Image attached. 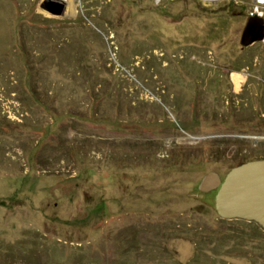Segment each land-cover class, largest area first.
Masks as SVG:
<instances>
[{
  "label": "rangeland",
  "instance_id": "1",
  "mask_svg": "<svg viewBox=\"0 0 264 264\" xmlns=\"http://www.w3.org/2000/svg\"><path fill=\"white\" fill-rule=\"evenodd\" d=\"M248 5L0 0V264H264L199 188L264 158Z\"/></svg>",
  "mask_w": 264,
  "mask_h": 264
},
{
  "label": "water",
  "instance_id": "2",
  "mask_svg": "<svg viewBox=\"0 0 264 264\" xmlns=\"http://www.w3.org/2000/svg\"><path fill=\"white\" fill-rule=\"evenodd\" d=\"M58 11H62L60 8ZM57 11V12H58ZM245 42L264 38L262 20H252L246 27ZM217 187L214 207L225 219L254 221L264 227V158L244 161L230 168L223 178L219 174L207 173L199 188L207 190Z\"/></svg>",
  "mask_w": 264,
  "mask_h": 264
},
{
  "label": "built area",
  "instance_id": "3",
  "mask_svg": "<svg viewBox=\"0 0 264 264\" xmlns=\"http://www.w3.org/2000/svg\"><path fill=\"white\" fill-rule=\"evenodd\" d=\"M249 2V14L250 16L258 17L260 18L264 23V0H241ZM264 40V38L262 39Z\"/></svg>",
  "mask_w": 264,
  "mask_h": 264
},
{
  "label": "trees",
  "instance_id": "4",
  "mask_svg": "<svg viewBox=\"0 0 264 264\" xmlns=\"http://www.w3.org/2000/svg\"><path fill=\"white\" fill-rule=\"evenodd\" d=\"M257 19H258V20H261V19L258 18V17L249 16L248 21H247V25L250 24V23L252 22V20H257ZM247 25H246V27H247ZM246 27H245V29H244V31H243V34H242V41H243V42H245L244 39L246 40V37H245V36H246V34H245ZM243 38H244V39H243ZM242 162H244V161H243V160H242V161H239V162L236 163L235 165H238V164H240V163H242ZM214 195H215V193H214ZM213 198H214V196H213ZM220 219L223 220V221L227 220V219L222 218V217H220ZM235 220H236V219H235ZM237 220H239V219H237ZM251 222H253V223L259 225L258 223L254 222V221H251ZM259 226H260V225H259Z\"/></svg>",
  "mask_w": 264,
  "mask_h": 264
},
{
  "label": "flooded vegetation",
  "instance_id": "5",
  "mask_svg": "<svg viewBox=\"0 0 264 264\" xmlns=\"http://www.w3.org/2000/svg\"><path fill=\"white\" fill-rule=\"evenodd\" d=\"M223 177V176H222ZM211 190H215V192H216V190H217V187H215V188H211V189H207V190H203V191H211Z\"/></svg>",
  "mask_w": 264,
  "mask_h": 264
},
{
  "label": "bare ground",
  "instance_id": "6",
  "mask_svg": "<svg viewBox=\"0 0 264 264\" xmlns=\"http://www.w3.org/2000/svg\"><path fill=\"white\" fill-rule=\"evenodd\" d=\"M239 76V75H238Z\"/></svg>",
  "mask_w": 264,
  "mask_h": 264
}]
</instances>
